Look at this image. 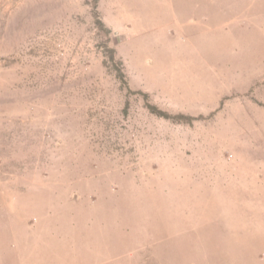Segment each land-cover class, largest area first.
I'll return each mask as SVG.
<instances>
[{
    "label": "rangeland",
    "instance_id": "obj_1",
    "mask_svg": "<svg viewBox=\"0 0 264 264\" xmlns=\"http://www.w3.org/2000/svg\"><path fill=\"white\" fill-rule=\"evenodd\" d=\"M0 264H264V0H0Z\"/></svg>",
    "mask_w": 264,
    "mask_h": 264
},
{
    "label": "trees",
    "instance_id": "obj_2",
    "mask_svg": "<svg viewBox=\"0 0 264 264\" xmlns=\"http://www.w3.org/2000/svg\"><path fill=\"white\" fill-rule=\"evenodd\" d=\"M96 2V1H95ZM94 8L96 9V4L94 5ZM96 15V14H95ZM96 23H97V25H98V27L100 28V29H105L104 28V25H103V23L98 19V17H97V15H96ZM107 32H108V30H106ZM112 52V51H111ZM118 78L123 82V84H125V80H124V74L122 73V72H120L119 71V74H118ZM143 96L145 97V98H147V95L146 94H143ZM147 108L149 109V111L151 112V113H153V114H155V115H157V116H159V117H163V118H165V119H175V117H177L178 119H183L184 117L183 116H181V115H179V116H170V115H168V114H166V113H164V112H162V111H160V110H158L156 107H154V106H152V105H150V104H147ZM189 119V118H188Z\"/></svg>",
    "mask_w": 264,
    "mask_h": 264
}]
</instances>
